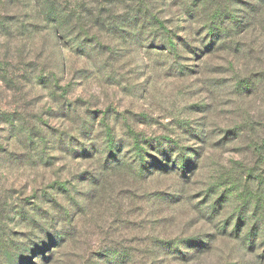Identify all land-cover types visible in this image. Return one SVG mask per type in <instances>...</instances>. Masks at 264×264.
Wrapping results in <instances>:
<instances>
[{
    "label": "rangeland",
    "instance_id": "rangeland-1",
    "mask_svg": "<svg viewBox=\"0 0 264 264\" xmlns=\"http://www.w3.org/2000/svg\"><path fill=\"white\" fill-rule=\"evenodd\" d=\"M50 1L0 0V264H264V22Z\"/></svg>",
    "mask_w": 264,
    "mask_h": 264
},
{
    "label": "trees",
    "instance_id": "trees-1",
    "mask_svg": "<svg viewBox=\"0 0 264 264\" xmlns=\"http://www.w3.org/2000/svg\"><path fill=\"white\" fill-rule=\"evenodd\" d=\"M38 1L45 4L43 12L46 16H51L52 14H54L52 12L53 6H54L53 1H50V0H38ZM193 1L194 2L191 5V7H189L185 12H187V14L190 15L189 16L190 19L193 20L196 24L199 21L195 17L200 16V15L206 16L207 23H204L205 25L203 24V26H202V29L204 31V35H203V37L201 36V38H202L201 41L209 40L210 44L206 45V47H205L208 50H211L210 47H211V44L213 43L214 40L224 39L227 36V33H228L227 38L231 37L230 35H232L233 27L237 26L236 28L239 29V32H242L243 30H247L248 28H250L252 25L262 24V22H264V17H263L264 0H228V7L225 4H222L223 0H193ZM134 2H135V7L137 9V10H135V13L133 14L135 19L144 18V19H149L154 25H157V24L161 25L162 24V22L159 21L157 16L152 14V12L148 14L147 12L143 11V8L145 7V4L143 3V1L136 0ZM48 5H49V7H48ZM207 6H211L208 13H206V7ZM220 7L223 10H228L229 12L226 13V15L223 18H221L220 20L215 21V20H213V18L215 17V14L221 13ZM209 16L211 17L212 20L209 18ZM57 17H58V15H57ZM199 35H200V33H199ZM186 42L187 41H183V39H180L179 43H176V40L174 38L169 37V46H170L169 49L171 52H173V51L177 52L178 45L180 43H186ZM185 46H186V49L191 48L190 44L184 45L183 48H185ZM198 49L202 50V47H198ZM181 51H182V49H181ZM153 150L158 155H162L164 152L163 150L158 149L156 146L153 147ZM141 154L142 153H138L137 156L142 157ZM111 155L112 154L110 152H107L106 158H104L105 162L104 161L103 162L109 163L110 162L109 158L111 157ZM122 159H123V156L119 157V160H115L116 166L114 168H116V169L119 168L121 170V168H123V166H125V165L121 164ZM132 161L134 162V160H132ZM144 161H146V160H144ZM144 161L141 159L140 160L136 159L135 163H136V165L137 164L143 165ZM149 163L155 165L157 163L159 164L160 161L156 159V156H154V157H151V161ZM187 164H188V158L183 160L178 171H182L184 168L186 169ZM172 170H176V168L175 169L172 168ZM113 174L116 175L117 177H120L119 174L115 171H113ZM101 180H102V178H100V180H98L96 182V185L97 184L99 185ZM180 201H181V199H178L176 202L179 203ZM158 202H160V204H162L161 200H158ZM68 235L71 236L72 235L71 232ZM0 249H2V244H0ZM49 254H50V256H49L50 258H48V259L55 262L58 258L56 256V254L51 253V252ZM106 262H107V260L105 261V263Z\"/></svg>",
    "mask_w": 264,
    "mask_h": 264
}]
</instances>
